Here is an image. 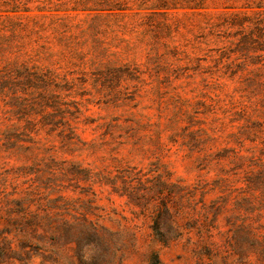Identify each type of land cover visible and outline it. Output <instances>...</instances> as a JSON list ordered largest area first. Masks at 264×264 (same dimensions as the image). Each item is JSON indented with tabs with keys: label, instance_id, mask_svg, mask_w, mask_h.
<instances>
[{
	"label": "rangeland",
	"instance_id": "obj_1",
	"mask_svg": "<svg viewBox=\"0 0 264 264\" xmlns=\"http://www.w3.org/2000/svg\"><path fill=\"white\" fill-rule=\"evenodd\" d=\"M263 117L264 0H0V264H264Z\"/></svg>",
	"mask_w": 264,
	"mask_h": 264
},
{
	"label": "trees",
	"instance_id": "obj_2",
	"mask_svg": "<svg viewBox=\"0 0 264 264\" xmlns=\"http://www.w3.org/2000/svg\"><path fill=\"white\" fill-rule=\"evenodd\" d=\"M264 118V117H263ZM264 173V164H263V167L261 168H258L254 174H252L253 176H256V177H259L261 174ZM127 176H129V178H134V171L131 169L127 172ZM127 176H124L125 178H127ZM263 177H264V174H263ZM157 180H150L149 179V183L147 185L146 188H144V192L141 193V200L143 201V205L144 206H153V209H152V214L153 216L155 217V223H158L159 221L157 220L158 218V214H163V215H167L169 217H173V214H172V209H171V206H170V203H169V195H168V191H167V194L164 193V190L165 188H162V189H158L157 193L153 192V193H150L152 191V185L156 182ZM121 185L123 186V188H125V190H127V194H129L128 196H132V194L135 192L134 189H132V180H126V179H122L121 181ZM111 186L113 188H116L118 187L117 183L115 181H113V183L111 182L110 183ZM126 192V191H125ZM160 195H162L160 197ZM133 198V197H132ZM154 203V205H153ZM164 241V240H162Z\"/></svg>",
	"mask_w": 264,
	"mask_h": 264
}]
</instances>
